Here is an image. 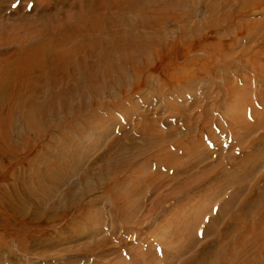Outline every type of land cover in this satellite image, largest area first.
I'll return each instance as SVG.
<instances>
[{"label":"bare ground","instance_id":"1","mask_svg":"<svg viewBox=\"0 0 264 264\" xmlns=\"http://www.w3.org/2000/svg\"><path fill=\"white\" fill-rule=\"evenodd\" d=\"M200 2L207 18L197 22L194 11ZM262 4L264 0H59L35 17L0 21V239L18 238V232L10 231L13 224L21 230L32 227L40 238L49 235V223L78 208L86 194L102 188L114 196L123 169L132 166L134 158L145 151L141 149L150 147L148 143H159L162 135L151 133L146 144H138L128 135L123 136L128 138L126 142L115 139L113 156L92 161L100 162L92 173L91 165L82 168L85 158L80 149L86 140H73L99 128L90 119L95 115L92 112L103 108L105 98L106 105L117 103L134 84H150L153 73L148 75L149 71L157 63L169 66L184 56L193 44L192 36L210 52L219 45L218 37L204 45L208 41L204 34L217 35L225 21ZM245 31L248 38L251 33L245 27L227 32ZM200 64L208 72L216 65L210 59L200 60ZM165 78L177 82L172 89L192 77L176 67ZM250 128L249 124L244 127L246 131ZM59 130L60 136L53 138ZM48 136L55 141L56 146L51 143V147L66 157L55 154L51 162L44 157L46 145L34 150ZM253 140L249 151L241 149L243 157L235 170L216 172L217 167L212 166L202 176L200 182L215 178L225 186L232 182L230 186L236 189L217 216L210 217L200 243L196 234L184 246L176 241V256L198 242L197 249L179 264H264V184L258 186L259 181L264 183V172L251 185L246 180L264 158L257 159L260 153L255 152L264 134ZM163 162L169 165L170 161ZM244 162L253 169L247 176L238 172ZM74 177L77 180L69 184ZM145 178L157 183V176ZM62 185L66 190L59 194ZM187 185L179 194L192 189ZM166 196L165 201L176 193ZM237 197L240 203L231 209ZM119 199L125 212L127 200ZM91 212L90 207L83 210L82 220L87 224ZM118 212L111 210L112 214ZM65 227L67 231L76 228ZM101 242L94 240L95 248L102 251Z\"/></svg>","mask_w":264,"mask_h":264},{"label":"rangeland","instance_id":"2","mask_svg":"<svg viewBox=\"0 0 264 264\" xmlns=\"http://www.w3.org/2000/svg\"><path fill=\"white\" fill-rule=\"evenodd\" d=\"M58 1L45 0L39 5V0H0V21L35 17ZM201 5L198 3L194 11V21L207 18ZM235 27H245L251 35L247 38L246 31L227 32ZM170 31L175 29L171 27ZM216 36L219 45L210 52L202 49L192 36L193 44L184 56L180 55L169 66L157 63L149 71L148 75L153 73L150 84L132 85L117 103L106 105L108 100H103V108L90 116L99 128L73 139L87 142L80 149L85 158L83 169L91 165L90 170L95 173L100 162L92 161L112 157L115 139L126 142L129 138L146 144L150 134L157 132L162 135L161 141L148 143L150 147L141 149L144 152L134 154L139 157H133L132 166H126L119 175L114 196L102 188L86 194L78 208L49 223V235L40 238L32 227L21 230L13 224L10 231L18 232V238L0 239V264H179L197 249L210 217L217 216L236 189L230 186L232 182L225 186L215 178L200 182L202 176L212 166L217 167L216 172L235 170L243 157L239 154L241 149L249 151L250 141L264 134V4L225 21L217 35L208 31L204 34L208 41L203 44H211ZM171 54L169 51L168 55ZM209 59L216 64L210 72L202 70L200 64V60ZM176 67H182L183 74L192 78L171 89L177 82L165 76ZM246 124L251 126L250 131L244 129ZM59 133L60 130L53 138L57 139ZM54 142L48 136L34 150L46 145L44 157L51 162L56 155L66 157L64 152L51 147ZM256 149L260 153L257 159L262 158L264 141ZM163 157L170 161L169 165L164 164ZM258 163L254 170L248 162L238 169L241 176L254 171L246 179L249 185L264 172V158ZM5 166L9 169L11 165ZM151 175L157 176V183L144 179ZM76 180L70 178L69 184ZM187 183L192 189L179 194ZM263 184L258 182L260 188ZM79 188L80 185L75 190ZM65 190L62 185L58 193ZM170 193H176V197L165 201ZM120 197L127 200L125 212L121 210ZM237 198L231 209L240 203L241 196ZM89 207L91 223L87 224L82 215ZM114 208L119 212L112 214ZM67 224L76 228L67 231ZM195 234L198 242L176 256L179 246L176 241L184 246ZM94 240L102 241L106 251L96 249Z\"/></svg>","mask_w":264,"mask_h":264}]
</instances>
